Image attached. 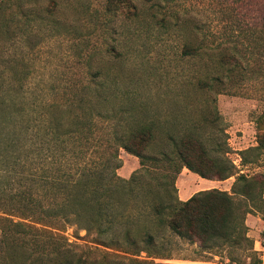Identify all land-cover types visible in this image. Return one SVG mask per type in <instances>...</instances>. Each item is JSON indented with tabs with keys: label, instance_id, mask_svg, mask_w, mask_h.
Listing matches in <instances>:
<instances>
[{
	"label": "rangeland",
	"instance_id": "1",
	"mask_svg": "<svg viewBox=\"0 0 264 264\" xmlns=\"http://www.w3.org/2000/svg\"><path fill=\"white\" fill-rule=\"evenodd\" d=\"M106 1L61 0L52 18L32 9L12 24L24 34L0 37L1 189L8 193L24 179L36 148L42 167L52 163L60 174L104 155L111 117L153 123L163 141L197 127L209 151L225 152L236 173L264 175V149L256 148L258 124L264 129V0H129L131 10L123 12L108 10ZM73 111L84 115L87 129L70 138ZM118 155L116 174L127 179L138 159L123 149ZM234 180L218 181L219 189L230 191ZM9 203L0 196V217L8 216ZM259 207L246 225L264 263V203ZM61 228L52 229L54 240L39 238L27 262H37L44 246L74 264L249 263L241 254L230 263L226 249L203 250L169 233L154 231L151 254H134L138 248L96 243L75 225Z\"/></svg>",
	"mask_w": 264,
	"mask_h": 264
},
{
	"label": "trees",
	"instance_id": "2",
	"mask_svg": "<svg viewBox=\"0 0 264 264\" xmlns=\"http://www.w3.org/2000/svg\"><path fill=\"white\" fill-rule=\"evenodd\" d=\"M60 5L61 0H0V37L10 40L24 34V27L14 31L12 24L15 19H28L30 10L36 9L37 17L45 13L52 18ZM106 7L113 12L131 10L129 0H107ZM69 113L71 127L66 134L75 138L87 126L83 124L84 115ZM111 119L116 122L111 121L108 148L96 160L76 162L60 174L52 163L42 167L36 148L25 163L24 179L15 180V187L8 193L0 186V196L9 197L11 207L7 217H0V264H74L67 258L49 256L55 251L46 252L44 246L37 262H27L31 253L39 251L33 249L39 238L47 235L54 240L59 236L52 231L62 230L57 229L58 223L85 230L99 244L125 251L136 247L134 254H151L157 231L203 250L226 249L230 263H236V256L241 254L249 259L248 264H261L248 235L246 217L264 203L263 174L236 173L225 152L213 155L209 151L197 127L176 137L167 135L163 141L153 123L132 126L116 117ZM256 131V148L264 149L261 124ZM53 143L52 154L58 151ZM119 149L138 159L139 168L127 179L116 174L121 167ZM68 153L76 161L73 147ZM183 168L207 180H235L230 191L212 188L180 201L175 182ZM21 179L25 180L23 185ZM55 249L59 250H51Z\"/></svg>",
	"mask_w": 264,
	"mask_h": 264
},
{
	"label": "crops",
	"instance_id": "3",
	"mask_svg": "<svg viewBox=\"0 0 264 264\" xmlns=\"http://www.w3.org/2000/svg\"><path fill=\"white\" fill-rule=\"evenodd\" d=\"M192 182L198 185L199 188H197L196 190H190L187 185L188 183L190 184ZM220 183L221 182L218 181L203 179L198 175L188 171L186 168H183L176 180L175 186L177 188L178 199L180 201H186L188 198L191 197L193 193L195 194L199 190L203 191L212 188L219 189Z\"/></svg>",
	"mask_w": 264,
	"mask_h": 264
},
{
	"label": "built area",
	"instance_id": "4",
	"mask_svg": "<svg viewBox=\"0 0 264 264\" xmlns=\"http://www.w3.org/2000/svg\"><path fill=\"white\" fill-rule=\"evenodd\" d=\"M260 259H261V258H260ZM261 260H262V259H261ZM261 264H264V263L261 262Z\"/></svg>",
	"mask_w": 264,
	"mask_h": 264
}]
</instances>
